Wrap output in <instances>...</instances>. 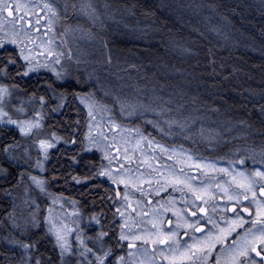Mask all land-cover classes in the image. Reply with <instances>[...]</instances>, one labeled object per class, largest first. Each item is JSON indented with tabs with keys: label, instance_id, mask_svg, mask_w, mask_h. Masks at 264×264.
Listing matches in <instances>:
<instances>
[{
	"label": "trees",
	"instance_id": "1",
	"mask_svg": "<svg viewBox=\"0 0 264 264\" xmlns=\"http://www.w3.org/2000/svg\"><path fill=\"white\" fill-rule=\"evenodd\" d=\"M91 3L101 14L100 20L88 29L94 41L88 46L97 54L94 59L90 57L93 62L87 71V75L93 76L92 84H98L93 89L95 102L117 107L113 100L116 96L129 105L170 108L172 111L165 112V118L187 117L195 121L190 129L178 133L181 135H177L178 143L183 141L187 147L194 144L198 147L195 150L204 149L207 145L197 141L201 129L218 137L220 143H214L209 152L203 151L205 155L228 154L230 147L241 150L245 144L264 151V0H91ZM7 50L16 55V49ZM5 62L0 61V67ZM16 71L12 66L7 76L0 75V84L8 85L11 91V103L21 93L29 97L33 92L36 97L43 94V89L36 86L41 77L49 74L21 77ZM103 92L106 95H101ZM51 104L52 101L44 109V129L67 140L73 138L75 130L77 142L73 146L62 139L50 149L40 177L50 193L75 201L74 207L85 218L101 209L111 218L118 202L113 186L98 175L101 158L96 152L80 151L87 123L84 108L71 93L59 112L51 113ZM140 111L138 108L135 114L139 115L130 121L146 128L145 119L155 117L152 113L141 115ZM22 141L14 129L0 125V151L5 144ZM72 157H76V162ZM3 160L0 156V164ZM22 170L34 174L30 163L13 164L8 182L0 176V264H24L25 259L35 264L38 256L49 264H62L43 223L21 235L5 217V212L12 209L16 188L10 196L3 189L16 184L14 177ZM94 173L97 175L93 176ZM73 176L81 182L77 183ZM85 176L89 179L85 180ZM116 221L115 230L119 231L118 215ZM12 238L25 243L35 241L37 247L25 256L22 248L8 243ZM114 243L110 237L108 244ZM115 251L117 255L121 253Z\"/></svg>",
	"mask_w": 264,
	"mask_h": 264
},
{
	"label": "rangeland",
	"instance_id": "2",
	"mask_svg": "<svg viewBox=\"0 0 264 264\" xmlns=\"http://www.w3.org/2000/svg\"><path fill=\"white\" fill-rule=\"evenodd\" d=\"M81 2L82 0H71L66 3L63 1L56 3L51 0H0V36H5L6 34L11 36L15 33L20 47L24 49L25 53L31 51L33 55H37L43 51L40 47L43 42L52 39L56 45L55 51L63 52L64 54L63 67L71 72L73 76L79 75L82 79H85L87 77V71L90 64L86 60L90 59V57L94 59L97 54H95L96 50L93 47L88 46V44H92L94 42L88 30L94 23L79 11ZM45 3H51L57 8L59 14V18L52 26L53 30L51 32L48 31L51 13L44 8ZM73 4L76 5L75 9L72 7ZM17 5H19V7H17ZM9 12H11L12 15H9ZM9 21H11V23H9ZM8 47L15 49V46L13 45H9ZM69 53L71 54V59H69ZM40 73L46 72L41 70L39 73H33L30 75ZM46 74L50 75V73ZM93 82L94 81L92 80L91 83ZM9 99L10 97L5 98L3 107L13 119H35L33 116V109L38 106V101L36 104H33L30 99L24 102H20L15 99L11 103ZM78 102L84 108L87 115L85 133H89L91 136L95 137L99 145V149L92 148V150L87 153L96 152L99 154L102 161V165L99 170L101 168H107L116 174L117 179L123 176L129 181L127 187L128 200L125 201L124 184H113L107 176H99L113 186L115 196L117 191L120 192V197L117 200V207L120 204L124 205L122 210L125 211V219L133 232L143 233L145 235L155 233L156 229L153 227L154 222L162 225L164 230L175 229L176 239L179 240L182 250L184 245L191 243L192 235L199 237L201 233L196 232V224L191 229L177 227V216H175L172 211L173 208H177L183 210L182 215L184 219L180 221L181 224H183L185 220H195L196 222L204 224L205 230H201V232L207 234L208 231H211L219 236L218 240L217 235L212 237L214 241H217L216 247L213 248L212 254L208 256L207 261L201 259L197 260L195 264H211V261L216 264V253H219L221 256L220 264H231V258L229 256L230 250L243 248L249 241L254 243V236L258 235V233L248 232V229L253 227L252 224L233 241H230L232 236L235 234L236 230L243 226V224L240 227H237L235 231L227 235H225V232L220 231L221 227L227 231L230 218L232 220L235 219L234 215H231L230 217L226 216L228 214L226 210L229 205L232 206L236 203V201L224 199L223 192L219 190L216 185L223 184L227 187L231 184V178L225 175V173L218 171L219 169L226 168L229 170L235 169L237 171L244 170L250 175L254 168H264L263 150H257L256 148L245 144L244 147H240L241 150H238L239 148L236 147H230L227 150L228 154L225 155H205L203 151L209 152L214 149L213 144L219 142L218 137H213L212 134L207 135L204 131L203 134H201L200 131L197 134V141L203 142L204 146L207 145V148L205 147L201 150H195L198 147H195L194 144L189 143L193 147H187V145H185L187 143H182L183 141L178 143L177 135L180 132L179 128L173 126L171 133L168 135L165 134L169 131V129L168 125L164 123V120L166 119L164 116L159 117L163 131H157L146 122L145 123L148 125L146 128L132 124L130 118L139 115L138 112L132 115H128L127 113L121 115L118 106H108L98 102H95L96 107L93 109L95 120H91L88 115V109H86L84 104H82L79 100ZM103 106H107L110 111H104ZM20 107L24 108L23 113L16 111V109ZM149 113H152L155 117V119L152 120L158 119L154 111L149 110L144 114ZM110 117L115 119L121 127L114 129L110 123ZM3 119L6 121L7 117H4ZM90 120L91 128H89ZM146 120L148 119H145V121ZM0 125L14 129L20 135L19 130L15 125H8L6 123H0ZM192 125L193 124L190 125L189 129ZM135 128H139L145 135L150 133L154 140L158 144L167 148L168 151L162 152L155 144L149 146L147 140L142 141V147H137L136 139L138 137L136 132L125 131L126 129ZM49 134L50 132L46 131L43 127L40 135L36 138L47 139L49 138ZM105 136L107 139H105ZM22 138L23 141L20 142L21 149H17L15 151L23 157V147L32 146L30 148L31 160L28 163H24V159L26 158H23L21 159V162L19 161V164L25 166L31 163L32 165L35 163L37 158L43 159V157L39 156L38 145H33V138ZM185 140H187L186 137ZM58 143H56V145ZM105 153H107L108 159H104ZM169 157H171V159H169ZM189 157H191V159H189ZM241 159L244 160L243 164L239 163ZM45 160L46 159H44V162ZM197 163H200L201 167L197 168ZM203 165H215L216 170H213L211 167L205 169ZM181 169H183L184 174L188 176H198L196 183H200L201 180H203L204 183L209 184L210 187L208 191L210 193H215V197L208 196L205 197L204 200L197 202L195 197H193L187 189H184L183 192L179 190L183 187L182 185L177 186V190H174L173 185L167 182L165 177L168 175L170 170L180 173ZM33 170V175L41 178L40 174L43 170L39 168H33ZM213 177L215 179H213ZM26 186L28 187L27 193H25ZM161 188H163L162 191L160 190ZM15 191L16 199L14 202L17 205L15 213L18 224L23 225L24 221L19 218L21 216H28V213L33 209L32 201H35V203L39 205V208L36 209V215L40 223H43L44 225V216L50 214L54 219L62 220L69 226L74 227L72 222L77 218L76 213L79 211L68 199L52 193L51 196H49L50 192L48 190L41 193L39 189L36 188L35 185H33L28 179L27 175L24 176L19 184V187H17ZM231 191L240 192L241 190L232 185ZM258 191L259 188L257 186L256 199L262 200ZM53 198L57 200L56 203L52 202ZM24 200L29 201V205L27 207H25L23 203ZM189 200L194 201L197 205L203 204L207 211L205 213H200L198 208L193 209V211L196 212V217H193L186 209H192L186 202ZM129 202L131 203V208L128 207ZM240 203L253 209V220L255 218L256 205L253 202L251 194H249L248 200L241 199L239 201V204ZM214 205L216 206L215 211H213ZM239 207L241 206L239 205ZM165 208L169 210L165 211ZM49 210H51L50 213ZM81 216L85 218L82 214ZM209 217L215 222V224L219 225V227L209 223ZM243 220H245V217H243ZM169 221H172V223L170 224ZM256 227L259 228L260 225L258 224ZM29 229L34 230L36 228ZM93 231L94 229L85 228V234L87 235L93 234ZM125 231H127V229H125ZM186 231L189 232V235H185ZM49 235L54 241V237L51 234ZM68 239L70 243L75 245V237L73 235H69ZM136 243L139 246V251H137L135 257L132 258L135 260L136 264H141V262H143V264H173L171 259H164L165 254L169 257L172 256V252L168 248H165L164 245H149L144 241H136ZM251 246V244H248V257L250 258L248 259V264H252V261H255L250 254ZM172 247H176V245L173 244ZM162 249L163 252L161 251ZM122 252L125 254L127 264H132V261L126 255V243L120 254H122ZM76 259L77 257L75 255H66L62 260V264H75ZM240 259L245 260L246 258L240 257ZM174 264H190V262L181 260L179 258V253H177Z\"/></svg>",
	"mask_w": 264,
	"mask_h": 264
},
{
	"label": "snow or ice",
	"instance_id": "3",
	"mask_svg": "<svg viewBox=\"0 0 264 264\" xmlns=\"http://www.w3.org/2000/svg\"><path fill=\"white\" fill-rule=\"evenodd\" d=\"M19 7V5H17ZM73 9L76 8V5H72ZM107 8V5H104ZM44 8L51 13L49 18V28L48 31L51 32L52 26L55 21L59 18V14L57 8L54 7L51 3H45ZM67 8V5H66ZM79 11L87 16L93 23L100 20L101 14L98 12L97 8L93 6L91 0H82ZM9 15H12L9 12ZM11 23V21H9ZM63 35V34H61ZM13 45L16 49V55H13L12 52H9L8 46ZM40 47L43 49L37 55H33L31 51L25 53L24 49L20 47V44L16 38V34L13 33L11 36L5 35L0 36V61H6L3 67H0V75L7 76L12 66H15L17 69L16 75L21 77H29L30 74L39 73L41 70H44L46 73H50L46 78L41 77V83L36 87L43 89V94L36 97L35 92H33L30 96V101L33 104H36L38 101V106L33 109V118L27 119H13L12 116L5 111L3 105L5 103V98L11 96V91L8 85L0 84V123H6L8 125H15L19 130L21 137H32L33 145H38L39 147V156L43 157V159L37 158L35 163L31 165L33 168H39L41 170L44 169V159H47L49 154V149H53L56 147V143L60 142L63 139L64 143H71L73 146L76 144L75 139V130H73L71 140H67L59 136L56 132H51L49 134V138L47 139H37L43 129L45 107L49 106L50 101H55L50 105V112L57 113L65 103H67V96L71 93L75 99L79 100L82 104H84L85 108L88 109V115L91 120H95L94 115V107H96L95 101L93 100L95 87L97 85H93L91 83L93 76L91 73L87 75L85 79H82L79 75L73 76L71 72L63 67V52L55 51L56 45L54 44L52 39H49L46 42H43ZM107 47V44L104 45ZM50 58V59H49ZM69 59H71V54L69 53ZM23 61V64L20 63ZM79 63V61H78ZM108 63H111V58L109 57ZM12 87H16V85H12ZM84 89H89L88 91H84ZM115 105H117L120 109L121 115L128 114L132 115L139 109H142L141 115H144L145 112L151 110L156 113L158 119L156 120H147L146 123L151 125L157 131H163V127L160 123L159 117H163L165 112H171L169 109H151L150 106L146 107L144 105H129L122 101L119 97H113ZM91 101V103H90ZM104 111H110L107 106H103ZM17 112L23 113L24 108L20 107L16 109ZM264 111V108H262ZM7 117L5 121L3 118ZM91 120L89 121V128H91ZM79 123V121H77ZM110 123L112 127L120 128L121 126L115 121V119L110 117ZM164 123L168 125L169 131L165 133L166 135L171 133V129L173 126L180 129L181 132L188 130L191 124H194L195 121L189 118H184L181 120H177L174 118H166ZM241 124L244 122L241 121ZM125 130V129H122ZM125 131H135L137 134L136 145L137 147H142V141L147 140L149 146L155 144L157 147L161 149L162 152H167L168 149L163 145L158 144L154 138L149 133L145 135L140 131L139 128L135 129H126ZM201 134H203V130L201 129ZM105 139L107 137L105 136ZM32 146L23 147V157H21L15 150L21 149V144L19 142L13 144H5L3 145L2 151H0V156L4 157L3 163L0 164V176H2L7 181V178L12 175L10 171L11 166L16 164L19 166V161L24 159V163H28L31 160L30 148ZM92 148L99 149V145L96 141V138L91 136L89 133H85L83 138V146L80 149L82 152L91 151ZM104 159H108L107 153H105ZM171 159V157H169ZM191 159V157H189ZM73 162H76V157H72ZM231 163V162H230ZM239 163L243 164L244 160L241 159ZM255 163V161H254ZM7 165V166H4ZM197 168L201 167L200 163H197ZM205 169L211 167L213 170L215 169V165H203ZM127 171V170H125ZM225 173V175L231 178V184L225 187L223 184H217L216 187L223 192V198L229 201L235 200L236 203L231 207L227 208V211L233 212L235 217L234 220L230 218L229 226L227 231L224 228H220L221 232H225V235L230 234L235 231L237 227H240L243 223V217L240 215L241 212H250L251 209L248 207L239 208V201L241 199L248 200L249 194L253 199V202L256 205L255 218L251 221L252 228L248 229L249 233H258V235L254 236V243L249 241L248 244H251V251L256 253L257 256L264 257V200L256 199V188L258 186L260 196L264 197V168L256 167L253 169L252 173L249 175L246 171L241 170L237 171L235 169L229 170L226 168L219 169ZM27 175L28 179L35 185L36 188L39 189L41 193L47 191L46 182L42 178H38L31 173H26L25 171H21L18 175L14 177L17 183L10 185V188H4L3 192L6 196L12 195V189L19 187L23 177ZM97 175L94 173L93 176ZM99 176H107L108 179L113 184H124L125 193L124 200H128L127 187L129 181L126 180L123 176L117 179L116 174L113 171H110L107 168H101L98 172ZM73 180L77 183H80L81 180L78 177L73 176ZM85 180H88L89 177L85 176ZM167 182L173 185L174 190H177V186L182 185L180 191H184L187 189L188 192L191 193L193 197H195L196 201L204 200L205 197L212 196L215 197V193H210L208 191L210 185L204 183L201 180L200 183H196L198 176H188L184 174L183 169H181L180 173H176L174 170H170L168 175L165 177ZM213 179H215L213 177ZM232 185L236 188H239L240 192L231 191ZM134 186V185H133ZM161 191L163 188L160 189ZM28 192V187H25V193ZM51 196V193H49ZM120 197V192H116V199L118 200ZM108 199H112L111 196ZM53 203H56L57 200L53 198ZM192 209H199L200 213H205L207 211L206 207L201 204L197 205L194 201H186ZM25 207L29 205L28 200L23 201ZM76 202L73 201V204ZM33 209L28 213L27 217L21 216L19 219L24 221L23 225L17 223V217L15 216V210L17 205L13 202L12 209L10 211L5 212V217L10 222V225L13 229L19 230L21 235L29 228H38L39 220L36 215V209L39 208V205L32 201ZM128 207L131 208V203L129 202ZM215 205L213 206V211H215ZM124 208L123 204H120L116 209L111 218H107L101 209L100 212H94L91 214L90 218H83L79 212L76 213V219L73 220L74 227L69 226L66 222L54 219L50 214L44 216V225L47 229V233L51 234L54 237L55 248L58 249L61 260L64 259L66 255H75L77 257L75 264H127L125 260V254L117 255L115 250H123L125 243L127 244V257L132 261V264H136L135 260L132 259L135 257L137 251H139V246L136 241H144L146 244L155 245L160 244L164 245L165 248H168L172 252V256L169 257L167 254L164 255L165 260L171 259L173 264L176 260L177 253H179V258L181 260L189 261L190 264H195L197 260L207 261L208 256L212 254L213 248L216 247V242L212 239L214 235H217V240L219 239L218 234H214L211 231H208L207 234L201 232V229L204 227L203 224L196 227V232H200L201 235L199 237L192 235L191 243L184 245L181 250V245L178 239H176V231L172 230H164L162 225L153 223V227L156 229L155 233H149L147 235L143 233L133 232L127 220L125 219V211L122 210ZM169 209L165 208V211ZM173 214L177 216V227H185L186 229H191L197 223L195 220L188 221L185 220L183 224L180 223L181 220L184 219L182 215L181 209L173 208ZM51 210H49V213ZM193 217L196 216L195 211H191L189 213ZM116 215H119V223L118 228L119 231L115 230V225L117 224ZM209 223L214 224V226L219 227V225L215 224L214 221L209 217ZM171 224L172 221H169ZM260 225L257 228V225ZM94 229L93 234L87 235L85 234V228ZM127 229V231H125ZM69 235H73L75 237V245L69 242ZM185 235H189V232H185ZM115 242L113 244H108L109 238ZM239 239V238H238ZM8 243L15 244L18 247L24 250V255L28 256L31 249L37 247L35 241H30L25 243L23 240L18 238H12L8 240ZM107 244V246H106ZM175 244L176 247H172ZM248 244H246L243 248H235L230 250L229 256L231 258V264H248ZM256 245H259V249ZM163 252V249L161 250ZM114 257V259H113ZM240 257H245V260H241ZM82 258V259H81ZM221 256L219 253H216V264H220ZM24 264H30V261L25 259ZM35 264H49L48 261H42L38 256L36 258ZM143 264V262H141ZM252 264H256L255 261H252Z\"/></svg>",
	"mask_w": 264,
	"mask_h": 264
},
{
	"label": "flooded vegetation",
	"instance_id": "4",
	"mask_svg": "<svg viewBox=\"0 0 264 264\" xmlns=\"http://www.w3.org/2000/svg\"><path fill=\"white\" fill-rule=\"evenodd\" d=\"M246 165H248V164H246ZM258 194H259V196H260V193H259V191H258ZM260 198L263 200L264 199V197H262V196H260ZM198 202V201H197ZM241 207H239V208H245V207H248V208H250L251 209V211L250 212H241L240 213V215H242L243 217H245V220H244V223H243V226L241 227V228H239L238 230H236V232H235V234L232 236V238H231V240L230 241H233L234 239H236L244 230H246L247 228H249V226L252 224L251 223V221H252V218H253V209L251 208V207H249V206H247V205H242L241 203L239 204ZM228 207H231L230 205L228 206ZM227 207V208H228ZM187 209V211L188 212H191V211H193V209H189V208H186ZM227 211V210H226ZM227 215L226 216H231V215H233V212H229V211H227ZM196 217V216H195ZM200 224H203V223H201V222H197L196 223V225L197 226H200ZM204 225V224H203ZM205 227V226H204ZM202 228L201 230L202 231H204L205 230V228ZM229 241V240H228ZM257 247H258V249H259V246L258 245H256ZM218 250V249H217ZM216 250V251H217ZM251 250V249H250ZM250 254H251V256L254 258V260H255V262H256V264H264V257H262V256H257L256 255V253H254V252H252V251H250ZM211 264H214V262L213 261H211Z\"/></svg>",
	"mask_w": 264,
	"mask_h": 264
},
{
	"label": "bare ground",
	"instance_id": "5",
	"mask_svg": "<svg viewBox=\"0 0 264 264\" xmlns=\"http://www.w3.org/2000/svg\"><path fill=\"white\" fill-rule=\"evenodd\" d=\"M86 61H88L90 64H91V62H93V60L92 59H87ZM89 64V65H90ZM101 95H106V92H103V93H101ZM28 99H30V97H29V95H26V93L25 94H23V93H21V94H19V96L16 98V100L17 101H20V102H24V101H26V100H28ZM78 101V100H77ZM52 103H55V101H52ZM60 111V110H59ZM58 111V112H59ZM225 155V154H224ZM15 199H16V195L14 194V195H12V200H13V202L15 201ZM15 216H16V213H15ZM27 230H30V229H27Z\"/></svg>",
	"mask_w": 264,
	"mask_h": 264
}]
</instances>
